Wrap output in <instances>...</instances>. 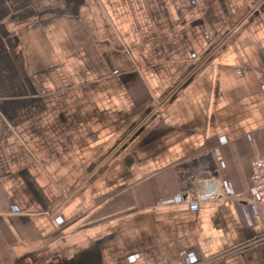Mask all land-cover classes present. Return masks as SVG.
Listing matches in <instances>:
<instances>
[{
	"label": "crops",
	"instance_id": "0c3cea01",
	"mask_svg": "<svg viewBox=\"0 0 264 264\" xmlns=\"http://www.w3.org/2000/svg\"><path fill=\"white\" fill-rule=\"evenodd\" d=\"M262 153L264 0H0V264H264Z\"/></svg>",
	"mask_w": 264,
	"mask_h": 264
},
{
	"label": "built area",
	"instance_id": "2783aa9c",
	"mask_svg": "<svg viewBox=\"0 0 264 264\" xmlns=\"http://www.w3.org/2000/svg\"><path fill=\"white\" fill-rule=\"evenodd\" d=\"M251 179L256 198L254 202L262 206L264 211V153L257 155L252 161ZM222 195L215 177L202 179L198 184L197 201L216 199ZM264 238V220L261 224Z\"/></svg>",
	"mask_w": 264,
	"mask_h": 264
},
{
	"label": "trees",
	"instance_id": "16d2710c",
	"mask_svg": "<svg viewBox=\"0 0 264 264\" xmlns=\"http://www.w3.org/2000/svg\"><path fill=\"white\" fill-rule=\"evenodd\" d=\"M223 39H224V37H223V38H221V39L219 40V42H220V41H222Z\"/></svg>",
	"mask_w": 264,
	"mask_h": 264
}]
</instances>
